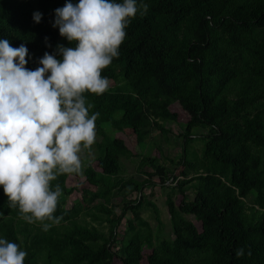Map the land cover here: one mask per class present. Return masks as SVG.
<instances>
[{
    "label": "trees",
    "instance_id": "trees-1",
    "mask_svg": "<svg viewBox=\"0 0 264 264\" xmlns=\"http://www.w3.org/2000/svg\"><path fill=\"white\" fill-rule=\"evenodd\" d=\"M142 2L147 14L131 20L118 58L101 73L114 85L102 95L84 94L93 105L89 115L99 113L95 124L101 139L98 170L89 165L83 171L94 190L81 194L87 207L95 203L92 219L106 223L108 233L79 223L80 203L64 207L70 193L65 174L52 182L62 189L54 213L62 219L47 232L20 219L0 186V238L27 252L24 264H264V0ZM35 3L37 10L31 0H0V39L27 47L30 70L40 66L45 52L62 58L56 53L59 29L52 25L55 9L66 0ZM34 12L42 14L39 23ZM64 43L75 47L67 39ZM173 107L185 114L178 162L182 179L154 157L141 161V167L152 168L145 179L118 178L123 160L133 153L103 126L130 130L141 146L152 130L166 133L161 123L177 121ZM197 139L203 142L200 156L188 151ZM145 186L170 190L165 198L170 238L154 237L141 216ZM175 190L182 197L179 205ZM147 204L158 219L155 205ZM128 212L132 219L125 220ZM239 248L245 255L237 258Z\"/></svg>",
    "mask_w": 264,
    "mask_h": 264
},
{
    "label": "clouds",
    "instance_id": "clouds-1",
    "mask_svg": "<svg viewBox=\"0 0 264 264\" xmlns=\"http://www.w3.org/2000/svg\"><path fill=\"white\" fill-rule=\"evenodd\" d=\"M147 11L142 0L139 6L138 0H66L55 9L52 26L75 47L57 45L62 58L45 52L35 70L26 68V46L0 39V186L25 222L47 232L62 219L54 216L62 189L52 182L81 174L80 154L96 139L99 113L89 115L93 105L84 94L108 90L101 73L118 58L131 20ZM41 18L33 13L36 23ZM244 255V248L235 251L237 258ZM26 256L18 244L0 238V264H24Z\"/></svg>",
    "mask_w": 264,
    "mask_h": 264
},
{
    "label": "rangeland",
    "instance_id": "rangeland-1",
    "mask_svg": "<svg viewBox=\"0 0 264 264\" xmlns=\"http://www.w3.org/2000/svg\"><path fill=\"white\" fill-rule=\"evenodd\" d=\"M33 7L35 10L36 3L35 0H31ZM66 38L61 37L59 39V45H65ZM114 83L109 81V86L112 87ZM173 110L178 114V118L176 122H166L161 123L166 133H161L159 130H152L150 134L144 139L143 144L140 146L137 143L135 136L128 129H125L122 132H117L110 128L108 125H104V131L110 136L121 139L125 142L126 146L132 151L133 157L131 159L123 160V169L119 174L120 179L128 180L134 179L136 181H141L146 178L145 173H149L152 171L150 166L141 167V161L145 157L156 158L158 159L160 164H163L167 168L173 170V176L178 180H181V171L183 170L182 165H178L180 160V156L183 151V140L180 134L182 133L184 127V118L185 114L179 107H173ZM121 112H117L115 116L117 118L121 117ZM200 134H204L205 131H200ZM101 137L97 134L96 131V139L95 143L91 146L90 150L83 151L81 155L82 161V173L81 174H71L67 176L66 179V187L70 192L64 201V207L70 208L76 203L81 204L82 213L78 217V221L81 224L93 225L98 228L101 232L105 234L108 233V226L106 223L98 224L94 222L92 219V214H97L93 209V204H89L88 207L83 203L84 199L82 197L81 191L83 189H91L89 185L85 182V177L83 175V171L87 166H92L97 169V150L96 144L100 141ZM203 147V142L199 139L191 142L188 145V151L190 153H195L197 156L201 155V150ZM191 157V155H190ZM98 170V169H97ZM154 182H158V179L155 178ZM171 186H176V182L172 183ZM170 192L167 188H160L159 186H145L142 190V196L146 199V203L143 205L141 209V216L145 219L151 228V232L154 237H158L161 239H166L171 237V227L169 222V215L167 212V208L165 205V198L167 193ZM188 199L192 200L193 193L192 190H188L186 192ZM136 193L131 195V199L136 197ZM142 198V197H141ZM173 198L176 205H179L182 197L179 195L176 190L173 191ZM150 202L155 205L158 212V219H156L155 214L153 212V208L149 206L147 203ZM121 206H118L114 209V213L120 214ZM132 219L131 214L128 212L125 216V220ZM191 219V218H190ZM196 226L200 228V224L196 223ZM125 223H122L118 227V235L122 236L124 233ZM113 264H120L118 260H114Z\"/></svg>",
    "mask_w": 264,
    "mask_h": 264
}]
</instances>
